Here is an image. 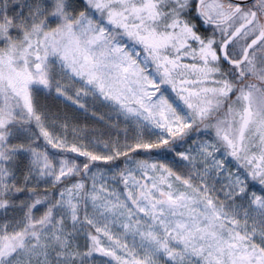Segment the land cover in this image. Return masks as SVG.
I'll use <instances>...</instances> for the list:
<instances>
[{
	"label": "rangeland",
	"instance_id": "rangeland-1",
	"mask_svg": "<svg viewBox=\"0 0 264 264\" xmlns=\"http://www.w3.org/2000/svg\"><path fill=\"white\" fill-rule=\"evenodd\" d=\"M190 1L62 0L55 15L48 0H0V31L14 40L0 37V195L63 183L52 223L17 249L9 240L47 206L0 208V264H88L81 209L118 264H264V186H247L232 151L218 148L228 115L214 131L230 27L219 29V55L183 25ZM256 3L200 0V11L222 23L249 11L237 15L251 22L244 38L254 19L262 37ZM205 122L208 132L165 146ZM258 129L247 127L252 142ZM140 149L123 173L111 164ZM89 264L113 263L99 251Z\"/></svg>",
	"mask_w": 264,
	"mask_h": 264
},
{
	"label": "flooded vegetation",
	"instance_id": "flooded-vegetation-1",
	"mask_svg": "<svg viewBox=\"0 0 264 264\" xmlns=\"http://www.w3.org/2000/svg\"><path fill=\"white\" fill-rule=\"evenodd\" d=\"M226 2L237 7L239 5L256 7L257 10L262 7L257 6V0L242 4L231 0H226ZM231 10L233 13L228 12L227 20H225L227 28L230 27V31L228 28L230 39L226 46L227 54L222 55V58L227 61V102L222 100L214 104V131L216 125L220 123L216 116L218 115L222 120L228 115L229 129L219 133L224 143L222 145L218 142V148L224 149L225 147L232 151L230 157L236 161L234 162L236 168L240 169L239 171L243 174L246 185L250 187L254 185L260 189L264 186V33L262 37H256L259 25L254 19L252 25L255 27V33L244 38L251 22L237 16L243 13L244 9L233 8ZM246 13L250 15L251 12ZM183 25H186V29H190L186 21ZM244 31H246L245 35ZM218 37V34L214 35V49L217 54L216 44L220 39ZM215 56L218 57V55ZM220 77L225 78L222 74ZM252 124L259 126L260 131L259 139L253 142L249 138L250 131L246 132L247 127ZM234 132H237L239 139L232 138ZM257 151L260 152L259 157L256 155ZM253 170H256L254 174Z\"/></svg>",
	"mask_w": 264,
	"mask_h": 264
},
{
	"label": "trees",
	"instance_id": "trees-1",
	"mask_svg": "<svg viewBox=\"0 0 264 264\" xmlns=\"http://www.w3.org/2000/svg\"><path fill=\"white\" fill-rule=\"evenodd\" d=\"M48 3L51 5L52 10L55 12V15H56V12H58L59 15L62 14L61 10L66 5V3L62 2V0H48ZM185 8H187V9L182 11L181 16L183 17V19L186 20V22L193 24V30L196 34H198L200 36L201 40H206L212 36L214 37V35H217L218 32L219 33L222 32V30L219 31L220 28L226 26V24H225L226 22H224V21H223L224 23L218 22V23L214 24L213 20L204 17V14L200 11V0H191L190 3L185 6ZM87 10H90L88 6H87V9L84 10V12ZM35 25H37V24H33L32 27H35ZM20 31L24 32L22 30H20ZM20 31H19L20 36L17 37V39L19 38V40L24 37V34H27L26 32L21 33ZM31 34H34V32L31 31ZM0 37L2 38V41H1L2 43L5 42L6 39H8L9 42L6 40V42H8V43H13L12 41H14L11 39V37H8V35H6V33H3L2 31H0ZM216 46L219 50H221L219 45L216 44ZM219 53L221 55V51ZM220 64L222 66L221 70L223 71V73H225L227 75V73H226L227 61H226V59H221ZM206 126H208V125H206V122L204 124H194L193 127L190 128V131H188V132L184 131L180 135L176 136L177 139H174L171 142L169 141L165 146L168 148L182 147L189 140V138L194 134L195 131H193V130H196V132H199V133H203L204 131L208 132L211 125H209V128L207 130H205ZM141 152H143V151L140 149L134 153L115 156L111 160V164L114 166H118V168L120 169V174H121V173H123L125 163L127 161L133 159L134 156L141 155ZM106 164H108V162ZM83 176H86V171L83 172ZM62 187H63V183H58L56 185L47 186L45 188L34 187L32 189L31 188H22L19 190L16 189V190H11V191H6L5 193H2L0 195V208H3V207L7 208L8 206L11 208V207H13V204L17 203L22 198L28 199L30 201L32 207H38V206H42V205L47 206L46 207L47 211H46L45 217L42 220H40L36 223L29 222L24 230H22L20 233H18L16 236H14L11 240H9L10 241V248H14V249L19 248L22 241H24V239H26V237H29V236L34 235L36 233H37V235H39L45 229L48 228L47 227L48 223H52V221H53L52 217L54 214L52 212H53V210H55L54 200L57 197L58 191ZM84 216H85L84 212L81 209L79 212V219H80V222L82 224L83 230L86 231L85 234H86L87 240L89 239L91 242L89 245V248L86 249V254H85V257L87 259L88 264H89V261L91 260V258L93 256L97 255L99 251L111 263L118 264L116 259L113 258V255L111 253L103 251L96 244V236L98 237V235L96 234L93 227L91 225H88L85 222ZM47 219H50V220H47ZM7 245L9 246V242Z\"/></svg>",
	"mask_w": 264,
	"mask_h": 264
},
{
	"label": "water",
	"instance_id": "water-1",
	"mask_svg": "<svg viewBox=\"0 0 264 264\" xmlns=\"http://www.w3.org/2000/svg\"><path fill=\"white\" fill-rule=\"evenodd\" d=\"M231 1L242 4V3H248L251 0H231Z\"/></svg>",
	"mask_w": 264,
	"mask_h": 264
},
{
	"label": "bare ground",
	"instance_id": "bare-ground-1",
	"mask_svg": "<svg viewBox=\"0 0 264 264\" xmlns=\"http://www.w3.org/2000/svg\"><path fill=\"white\" fill-rule=\"evenodd\" d=\"M103 42V41H102ZM99 43V42H98Z\"/></svg>",
	"mask_w": 264,
	"mask_h": 264
}]
</instances>
